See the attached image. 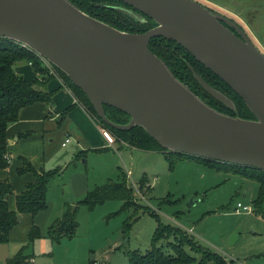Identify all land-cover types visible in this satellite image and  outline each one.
<instances>
[{"label":"water","instance_id":"1","mask_svg":"<svg viewBox=\"0 0 264 264\" xmlns=\"http://www.w3.org/2000/svg\"><path fill=\"white\" fill-rule=\"evenodd\" d=\"M144 32L119 30L70 0H0V37L27 45L82 90L97 116L118 130L141 127L167 151L264 171V52L231 17L197 0H120ZM153 37L186 49L237 93L253 118L192 70L235 114L219 111L180 81L149 48ZM104 105L129 116L115 123Z\"/></svg>","mask_w":264,"mask_h":264},{"label":"rangeland","instance_id":"2","mask_svg":"<svg viewBox=\"0 0 264 264\" xmlns=\"http://www.w3.org/2000/svg\"><path fill=\"white\" fill-rule=\"evenodd\" d=\"M198 1L227 17L244 20L247 26L242 23L243 30L264 52V43L252 33V27L260 28L264 24V0ZM72 144L56 152L64 171L56 178L58 184L47 185L46 200L54 213L61 210L64 198L70 195L64 185L70 175L82 170L87 172L91 183L92 178L103 174L106 168L105 164L101 168L104 156L100 152H87L80 158L74 156L64 164L65 152H74ZM149 153L147 174L135 173L132 167L131 177L124 172L126 183L132 189V204L127 205L128 208H123V201L116 198L93 208L79 205L75 212L78 223L75 236L51 241L46 236L49 223L45 234L24 247L28 255L24 264H128L127 252L143 253L150 248L157 222L178 228L199 245V251H215L225 258L226 264H264V218L251 208L258 188L254 178L216 170L193 159L180 160L170 170L162 152ZM139 162L136 158L135 163ZM53 166H57L56 163ZM105 174L93 182L100 185L107 178L116 180V174ZM143 176L145 180L140 184ZM237 203L250 209L236 211ZM126 221L129 222L127 228ZM185 249L191 255H198L199 251L190 246ZM4 254L10 256L6 250L0 252L1 263L5 261Z\"/></svg>","mask_w":264,"mask_h":264},{"label":"trees","instance_id":"3","mask_svg":"<svg viewBox=\"0 0 264 264\" xmlns=\"http://www.w3.org/2000/svg\"><path fill=\"white\" fill-rule=\"evenodd\" d=\"M88 15L97 18L119 30L129 32H144L154 26L150 18L140 22L134 20L128 14L115 8L123 4L120 0H70ZM150 50L162 58L174 73V75L188 85L191 90L202 100L213 108L235 114L233 109L224 105L221 101L208 93L193 76L192 70L197 72L203 80L212 87L225 93L235 103L239 116L253 118V115L241 99L219 76L195 59L186 49L175 41L163 37H153L149 42ZM30 63L36 73H47L40 56L30 48L22 46L19 42L0 37V169L9 166L7 157V127L16 121L20 110L35 102H44L51 105V93L46 91L45 76L40 82L35 78L33 82H27L14 67L18 63ZM54 67V66H53ZM56 74L72 89L75 97L80 101L88 114L103 128L108 129L115 140H121L130 146L145 150H156L163 153L171 170L175 164L184 159L196 160L210 168L224 170L232 173H240L243 176L254 178L258 183L255 197L251 201L252 211L264 218V171L253 167L240 166L230 163L191 156L183 153L167 151L158 142L148 135L141 127H132L129 130H118L103 122L86 97V95L74 86L69 78L59 69L55 68ZM106 116L115 123H126L129 116L112 106L104 105ZM60 171L59 167L51 170L36 169L25 157H19V174L31 172L34 180L28 182L25 188L15 194V209H10L7 197L13 193V187L8 179H0V244L9 241L10 230L17 225L20 213L36 214L47 207V185L49 180ZM117 179H108L105 183L93 187L87 191L82 199L74 205L67 204L63 215L55 219L47 228L46 236L51 241H59L61 238H72L75 236L77 221L75 212L79 205L93 208L96 204L107 199H120L123 201V208L131 205L132 189L127 185L122 170ZM144 176L139 180L144 182ZM152 236L151 246L145 252L138 250L127 252L128 264H208L210 261L216 264H226L225 258L217 252L199 251L200 247L193 239L186 237L183 232L170 224L157 222ZM129 225L126 221L125 227ZM127 228V227H126ZM41 237L37 227L32 226L28 231L27 243L11 257L0 264H24L27 262V254L24 247H27L34 239ZM185 246L199 251L198 255L189 254ZM264 255V253H263Z\"/></svg>","mask_w":264,"mask_h":264},{"label":"crops","instance_id":"4","mask_svg":"<svg viewBox=\"0 0 264 264\" xmlns=\"http://www.w3.org/2000/svg\"><path fill=\"white\" fill-rule=\"evenodd\" d=\"M233 18L244 27L242 24H245L244 20ZM252 31L258 37V40L264 43V24L260 28L255 25L252 27ZM14 69L30 83L35 78L40 82L45 76H49L45 79V88L47 92L51 93L52 103L47 105L44 102H35L23 107L20 110L18 119L7 127L9 166L0 169V179H8L13 187V193L7 197L9 208L15 209V194H19L28 182L34 180V175L31 172L22 174L17 172L19 157H25L36 169L51 170L59 167L60 171L49 180L51 184H58L56 178L58 175L62 176L64 171L63 166L59 164L61 162L56 152L60 148L67 147L68 143H73L72 149H74V152L73 154L65 152L64 164L72 161L74 156L80 158V156L84 157L87 152H100L104 156L102 157L104 162L101 164V168L104 164L106 168L104 167L103 174L93 177L91 183L87 172L84 173L82 170L70 175L64 181L70 195L64 198L61 210L55 213L52 212V210H49L50 203H48L45 209L36 214L20 213L17 225L10 230L9 241L0 244V252L6 250L7 255L10 256L27 243L28 231L32 226L37 227L40 234H45L44 229L49 223L51 224L63 215L66 205H74L80 197H84L87 191L98 185L93 181L100 179L103 175H106L105 173L107 175L114 173L116 174L115 179H117L119 171L122 170L127 172L128 177H131L133 170L130 172V167H132L135 169V173L147 174L146 160L148 154L156 151L130 146L118 139L111 146L107 145L101 135V128L103 127L88 114L75 97L72 89L58 75L50 74L47 67V73H36L31 64L25 62L16 64ZM65 138H69V141L63 145ZM136 158L140 160L138 165L135 163ZM49 163L52 166H49ZM55 163L57 166H53ZM134 179L138 178L134 177ZM8 257L4 254L3 259Z\"/></svg>","mask_w":264,"mask_h":264},{"label":"built area","instance_id":"5","mask_svg":"<svg viewBox=\"0 0 264 264\" xmlns=\"http://www.w3.org/2000/svg\"><path fill=\"white\" fill-rule=\"evenodd\" d=\"M22 46L26 47V48H30L28 47L27 45L25 44H22L20 43ZM31 49V48H30ZM33 50V49H31ZM34 51V50H33ZM37 53V52H36ZM38 54V53H37ZM39 55V54H38ZM40 56V55H39ZM40 58L42 59V63L49 69V73L54 75V76H57L56 74V71L53 67L52 64H50L44 57L40 56ZM101 135L102 137L104 138V140L106 141L107 145H112L114 142H115V138L114 136L112 135V133L106 129V128H101ZM69 141V138H65L64 141H63V145L66 144L67 142ZM250 207L246 206V205H242L241 203H237V206H236V211H239V210H249ZM29 264V263H27Z\"/></svg>","mask_w":264,"mask_h":264},{"label":"flooded vegetation","instance_id":"6","mask_svg":"<svg viewBox=\"0 0 264 264\" xmlns=\"http://www.w3.org/2000/svg\"><path fill=\"white\" fill-rule=\"evenodd\" d=\"M198 1V0H197ZM200 2V1H199ZM223 13V12H222ZM227 15V14H226ZM235 20V19H234ZM236 21V20H235ZM237 22V21H236ZM238 23V22H237ZM239 24V23H238ZM240 25V24H239ZM241 26V25H240ZM242 27V26H241ZM242 29H243V27H242Z\"/></svg>","mask_w":264,"mask_h":264}]
</instances>
